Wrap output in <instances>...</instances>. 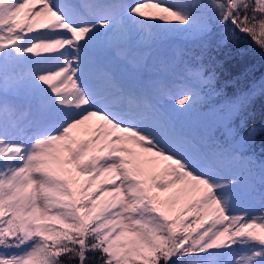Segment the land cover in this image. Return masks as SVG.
Here are the masks:
<instances>
[{
	"label": "snow or ice",
	"instance_id": "snow-or-ice-1",
	"mask_svg": "<svg viewBox=\"0 0 264 264\" xmlns=\"http://www.w3.org/2000/svg\"><path fill=\"white\" fill-rule=\"evenodd\" d=\"M154 29L264 52V0H0V264H264V124L190 121Z\"/></svg>",
	"mask_w": 264,
	"mask_h": 264
},
{
	"label": "trees",
	"instance_id": "trees-1",
	"mask_svg": "<svg viewBox=\"0 0 264 264\" xmlns=\"http://www.w3.org/2000/svg\"><path fill=\"white\" fill-rule=\"evenodd\" d=\"M181 37L188 44L183 47L185 52L181 59L187 60L194 45L201 44L199 51L198 47L193 51L197 52L204 72L208 73V79L211 78L210 83L201 85L198 110L192 112L200 121L199 124L212 126L216 136L225 143L231 142L233 137H228L230 133L243 135L250 123L254 122L258 126L264 124V92H261L264 85L259 81L260 77H264V52L243 36L238 41L218 45L210 43L209 39L193 40ZM253 90L256 92L254 99L240 116L233 117L230 106L244 101ZM206 111L211 113L201 118ZM214 114L216 120L213 122ZM242 120L244 123H241ZM247 155L257 164L264 162V142L259 135Z\"/></svg>",
	"mask_w": 264,
	"mask_h": 264
},
{
	"label": "rangeland",
	"instance_id": "rangeland-1",
	"mask_svg": "<svg viewBox=\"0 0 264 264\" xmlns=\"http://www.w3.org/2000/svg\"><path fill=\"white\" fill-rule=\"evenodd\" d=\"M131 2H132V0H130L129 3H131ZM168 2H173V0H168ZM146 10H148V9H146ZM150 11L153 12V11H158V10H156V9H150ZM161 24L164 25V27L167 26V24H166L165 22H161ZM184 43H187V42L182 41L181 44H184ZM210 43H211V42H210ZM187 45H188V44H187ZM184 46H185V45H182V46H180V47L174 48L172 51H173V52H176L177 49H179V48L181 49V48H183ZM197 47H198V48H197ZM196 48H197L198 51H199L200 48H201V44H198V45H196V46L194 45V47H193L192 50H195ZM193 55H194L193 58H194L195 62H198V57H196V56H197V52H194ZM26 71H27V68H26L25 70L21 71V72L23 73V72H26ZM259 81H260V83H261L262 85H264V77H262V78L260 77V78H259ZM190 117H191V116L189 115V117H188L189 120L191 119Z\"/></svg>",
	"mask_w": 264,
	"mask_h": 264
}]
</instances>
